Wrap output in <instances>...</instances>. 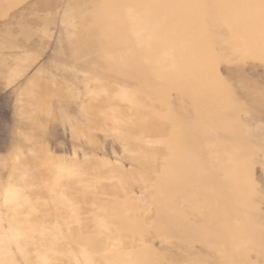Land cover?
I'll use <instances>...</instances> for the list:
<instances>
[{"label":"rangeland","instance_id":"1","mask_svg":"<svg viewBox=\"0 0 264 264\" xmlns=\"http://www.w3.org/2000/svg\"><path fill=\"white\" fill-rule=\"evenodd\" d=\"M18 146L0 264H264V0H0Z\"/></svg>","mask_w":264,"mask_h":264},{"label":"clouds","instance_id":"2","mask_svg":"<svg viewBox=\"0 0 264 264\" xmlns=\"http://www.w3.org/2000/svg\"><path fill=\"white\" fill-rule=\"evenodd\" d=\"M10 159L6 164L0 165L7 170V176L0 180L6 192L3 200H0V208L6 209L9 213L19 211L27 201L24 181L26 180V166L24 161L27 154L22 147H17L10 154ZM4 238H0L3 240ZM7 242L13 245L21 255H25L26 249L23 247V235L21 233L10 231L7 233ZM47 264V261H42Z\"/></svg>","mask_w":264,"mask_h":264}]
</instances>
